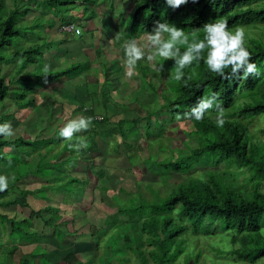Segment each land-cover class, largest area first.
I'll return each instance as SVG.
<instances>
[{
    "label": "trees",
    "instance_id": "16d2710c",
    "mask_svg": "<svg viewBox=\"0 0 264 264\" xmlns=\"http://www.w3.org/2000/svg\"><path fill=\"white\" fill-rule=\"evenodd\" d=\"M132 1L131 14L121 15L125 30H113L115 34L119 32L117 41L115 40L117 45L124 39H135L147 33L157 20L175 23L187 33H196L201 38L205 23L224 20L233 30L237 26L248 29L246 46L262 74L246 79H225L209 72L201 58L186 67L185 78L177 81L173 75L174 58H160L157 65H163L160 74H157L153 67L151 68L156 72L149 71L148 67L142 64H139V68L144 82L149 84L164 102L148 99L142 101L148 105L145 108L138 96L134 104L138 102L139 105L133 109L136 117H112L130 111L132 105H120L110 91H105L106 87H103L101 103H96L95 92L89 94L93 93L91 98H88L90 101L85 98L82 104L80 99L74 97L72 102L76 107L78 105L79 114L92 117L93 126L83 131L87 134L83 137L88 141L87 147L80 150L70 148L69 141L58 137L57 129L51 136L0 137V173L15 177L7 189L0 191V264H54L48 256V249L40 243L41 233L33 227L34 215L53 227L54 235L59 236L62 241L70 232L67 228L61 229L58 226L62 216L59 206L47 202L44 207L36 208L29 200V195L49 201V193L52 192L63 194L70 199H80L77 195L75 197L79 192L77 193L78 189L73 183L84 181V185H81L83 190L90 179L79 177L81 171L78 166H82L83 160H89L88 171L93 174L96 161L93 154L100 152L99 140H107L109 137L117 143L120 138L127 147L126 155L132 165L127 169H130L136 166L141 157V149L135 146V142L142 136V128L145 134H150L153 127L164 129L168 123L185 118L184 113L189 111L199 98L213 93L217 94L216 103L224 107L227 117L224 125H216L215 109H210L203 119H190L195 127L191 133L201 134L204 139L198 143V147L186 141L184 148H169L157 144L156 151H153L156 146L154 141L166 139L167 134L148 138V146L144 149H148V158L153 163L151 167L158 170L159 180L147 182L136 179V190H127L129 194L126 200L115 203L117 212L105 219L109 227L93 229L91 224L90 241L93 245L78 250L70 249L65 253L64 261L68 264H115L114 259L120 264H190L191 260L194 264H264V189L261 187L264 182V142L257 133L250 130L245 119L239 117L240 114L264 115V0H189L177 9L170 8L165 0ZM93 3L96 4L97 0H0V122L15 119L14 112L8 113L5 110L4 102L8 97H13L12 103L15 104L16 110H38L41 103L36 101L35 88L41 89L45 83L64 78L79 77L82 72L83 76L89 75L86 66L90 65L87 62L75 61L64 68L56 65L49 67L45 64V51L55 46L50 36H46V28L48 26L50 31L63 32L60 28L74 21L75 16L78 20L95 17L97 12L92 7ZM80 5L84 6L83 9ZM31 10H39L38 19L34 22L26 19ZM89 10L91 14H87ZM85 31L87 34L90 32L87 27ZM82 35L73 36V49L68 52L81 48L82 52L79 54H84L86 42ZM64 42L68 45L69 39L64 38ZM180 47L183 51L186 46ZM4 49L7 54H3ZM11 63L16 66L14 73L8 77L1 65ZM32 65L36 66L34 74L28 72ZM109 66L105 65L103 70L107 76L113 73L109 72ZM150 74L159 75L160 87L151 81ZM189 75L191 79H188ZM28 76H35L34 83L38 84L34 86ZM242 95L245 97L244 102L240 101ZM41 96L47 106L46 116H52L53 107H48L47 103H53L54 98L45 91ZM87 101L91 106H85ZM69 104L71 103L67 101L61 109ZM113 105L117 107V113L109 116L107 112ZM143 110L146 112L145 117L140 116ZM162 116L166 117L161 119ZM39 118L46 120L43 114L36 116V119ZM55 119L58 120L56 117ZM142 119H145L144 124ZM164 119L168 123L164 124ZM63 120L65 119L59 122ZM260 132H264V129ZM81 134L76 133L71 143H78L76 137ZM6 148H15L16 151L9 152ZM134 148L136 151H133ZM166 150H170L171 154L159 158L158 152ZM74 159L80 165L74 163L75 166H69ZM222 163L227 167L236 164V168L248 171L247 178L254 182L252 188L243 190L233 185L232 173L222 168ZM65 166L72 169L74 178L63 186L57 185L56 183L62 181L63 174L56 173L55 167ZM95 172L101 182L100 190L108 193L110 189L107 185L106 169L100 167ZM178 173L184 174V178L168 189L169 180ZM31 176L40 177L44 182L34 190L21 188L19 182ZM67 183L70 185L65 190ZM69 188L71 193L67 194ZM124 189L123 185L118 188L120 191ZM14 190H19V197L13 194ZM17 203L30 207L31 216L18 219L4 210ZM121 217L128 223V228L118 235L122 241L119 245L112 234L116 227L123 228L121 225L115 226ZM191 238L195 243L190 244ZM33 242H36L37 246L32 251L22 250V244ZM200 243L203 246H200ZM197 245L198 249L194 255V252L189 251V247ZM209 247L215 253L209 255L210 261L200 262ZM93 250L98 253L87 261L77 255L79 252ZM3 259L6 260L2 263Z\"/></svg>",
    "mask_w": 264,
    "mask_h": 264
},
{
    "label": "rangeland",
    "instance_id": "374dc122",
    "mask_svg": "<svg viewBox=\"0 0 264 264\" xmlns=\"http://www.w3.org/2000/svg\"><path fill=\"white\" fill-rule=\"evenodd\" d=\"M112 3L114 6H112ZM81 9H83V5H80ZM92 7H94L95 11L97 12V16L93 19H85L80 18L79 22L81 23V27H87L89 29V35L86 31H84L82 37L85 41H88V43H85V47L88 48L86 51H84V54H89L88 58L86 60L91 59V66H86L88 70V76H83L84 72H82L80 77H77L76 79H72L73 83L76 81L81 82V84H87L89 87H93L95 84V81L98 77V86H107L108 88L105 91H111L112 94L115 97V100L120 103H129L131 104V110L120 114V115H113L114 113H117V107H110V111L107 112L109 116L115 117V118H121V117H136V112L133 110L134 107H136L138 102L136 104L135 101L138 98L140 102L142 101H148V99H157L159 102H164V99L161 98L160 95H156L155 91L150 87L149 84L145 83L141 74L142 71L139 68V64H142L144 66H147L149 71H155L151 68L150 64L146 62V60H141L137 63L136 66L132 69L133 75L132 76H126V68L127 66L124 63L125 56H124V50H123V43H120V45H117L115 43V40L117 41V37L119 36V32L116 34V36L113 35V30L115 28L117 29H124V20L121 16L122 14L124 16L130 15L132 7H133V1L132 0H97V3H93ZM38 12L39 10H31L27 15L26 19L29 22H34L38 18ZM46 13V12H45ZM84 14H86L84 12ZM87 14H91L90 10ZM74 20L78 22V19L76 16L74 17ZM245 29V33L248 29L243 27ZM52 30V29H51ZM62 31V28H60ZM116 33V32H115ZM51 34V35H50ZM247 34V33H246ZM50 36V38L54 41L53 44L55 46L51 47L50 50L45 51V61L49 67H54L55 65L59 68H64L69 65V63L75 62L76 60H80L81 62H85L84 54H79L82 52L81 48L77 51L68 52V50H71L72 41L74 39L73 36L64 33V32H54L50 31L48 26L46 28V36ZM143 36V40L138 39V43H144V41L147 39L146 33L140 35ZM139 36V37H140ZM138 37V38H139ZM64 38H68L69 42H64ZM115 39V40H114ZM137 39V38H135ZM3 54H7V50H3ZM94 60V62H93ZM105 60V61H104ZM104 61V62H103ZM90 64V62H87ZM93 63L95 65V68H93ZM111 65L109 66V72L110 76H107L106 72H103L105 69V66L103 65ZM157 65L159 64V60L154 61ZM3 68V72H5L6 76H10L12 73H14L15 64H3L1 65ZM39 69V68H38ZM37 69V71H38ZM44 69V68H42ZM28 72L30 74H34L36 72V66L32 65L28 68ZM86 72V71H85ZM93 72V73H92ZM156 72V71H155ZM97 73L99 75H97ZM157 74H160V71H157ZM96 75V76H95ZM83 76V77H82ZM150 79L153 83L158 85V87L161 86V82L159 81V75L150 74ZM110 78V79H109ZM28 79L34 86H36L38 83H34V80L36 79L35 76H28ZM68 78H64L61 80H58L57 82L53 83H45L43 88L37 89L35 88L36 92L34 95H36L37 99L36 101L40 104L41 108L37 109H28V110H16L15 104L12 103L13 97H8L7 100L4 102L5 110L10 113H15V119H11L10 122L12 123L13 128L15 129V134L12 137L9 138H16L18 136H24L27 138H33V137H43V136H51L52 132L54 130H59V128L66 123L69 119H72L74 117L80 116V109L77 110L72 109V107H68V109H61L62 105L65 104L67 101L71 100L69 98L76 97V99H80V104L84 101L86 98V93L84 91V88L82 90H78L77 87L73 88V84L71 81L67 80ZM104 79V81H102ZM101 80V81H100ZM82 84V85H83ZM93 84V85H92ZM85 86V85H84ZM97 86V85H95ZM97 86V87H98ZM86 87V86H85ZM98 87V88H99ZM116 88V90H115ZM49 93L53 98V103L51 104L47 103L48 107H53V115L47 117L46 116V109L47 106H45V103L42 100L41 93L43 92ZM102 91H100L99 94H102ZM93 92V91H92ZM77 94V95H76ZM93 95V93L91 94ZM241 102H244L245 97L242 95ZM59 98V99H58ZM83 99V100H81ZM52 101V100H51ZM77 102V101H76ZM38 104V105H39ZM142 104H145L142 102ZM72 104H69V106ZM91 106L88 101L85 102V106ZM123 105V104H120ZM125 105V104H124ZM86 106V107H87ZM145 108L148 107V105H143ZM144 108V110H145ZM155 108V104L152 107ZM143 110V111H144ZM141 112L140 116L145 117V111L143 113ZM51 113V111L49 110ZM82 113V112H81ZM45 115V121L36 119V116ZM57 115V116H56ZM52 117V118H50ZM58 118L57 119H55ZM166 116H162L161 119L165 118ZM239 117H243L245 121L248 123L249 128L252 132L257 133L259 137L264 142V132H260L262 129H264V115H256V116H242L241 114ZM63 120L62 122H59L60 120ZM57 121L59 123H57ZM142 124L145 123V119L141 120ZM163 123H168V121H163ZM194 125L191 123L189 118H178L174 122L168 123L164 129H159L153 127L151 129L150 134H145L144 129L142 128V136H140L139 140L135 142V146L139 147L141 151L139 152V155L141 156L137 162L136 166H133L130 169H127V167H131V162H129L127 158V147L124 144V142L119 138L118 142L119 145H117L116 140L107 138V140H99V150L100 152H95L93 155L96 159L95 165L93 167V174L88 171V161L89 160H83L84 163H82V166H78V169H80V178L88 177L90 181L88 184H86L85 187H83V190L81 189V185H84V181H77L73 183L74 187L78 189L77 193L75 194L79 196L80 199L72 198L71 199L63 194H56L50 192L49 195L51 196V199L49 201H45L44 199H38L33 197L32 195H29V200L32 201L33 205H35L36 208L44 207L45 205L52 204L53 206H59L61 208V218L59 221L58 226L61 229L67 228L70 232L66 236V239L63 241L59 238V236L54 235L53 227L50 225H46L44 220L36 215H34L33 218V227L38 230L41 233V245L48 249V256L51 259V262L54 264H68L64 261V255L66 252H69L70 249L78 250L81 248H88L89 246L93 245V243L90 241L92 238L90 236L91 232V224L93 225V229H101V228H108L109 226L105 222V219L111 214H114L117 212V206L115 203L117 202H124L126 200V196L129 194L127 190H136L135 188V180H143V181H158L159 176L157 175L158 170H154L155 168L151 167L153 163L148 158V149L146 148L148 145V138H158L163 136L164 133L167 134L165 136L166 139L163 138V140L160 141H154L153 151H156L157 144L162 146H167L169 148L174 147H185V142L190 141V143L193 146L198 147V143H200L202 140L201 134H192L191 131L194 129ZM81 137H86L87 134L85 132H81ZM80 135V134H79ZM84 135V136H83ZM136 137V136H135ZM134 142V141H132ZM153 143V142H152ZM117 146V147H116ZM9 152H14L16 149L14 148H6ZM45 151V149H42ZM109 151V152H108ZM133 151H136L134 148ZM80 154L85 155L83 152H79ZM102 155H101V154ZM159 158L166 157V155H170L171 151H159ZM100 155V156H99ZM87 157V156H85ZM88 158V157H87ZM86 158V159H87ZM55 161V160H54ZM77 163L75 159L69 163V166H75ZM80 165V164H79ZM71 166V167H72ZM100 167H104L108 173L107 176V185H109V192L106 193L104 191H101L100 187L101 182L98 180L97 174L95 170H98ZM222 168L228 169L232 175L231 180L233 185H235L238 189H251L253 186L252 181H250L247 178L248 171H243L240 168H236V164H233L232 166L227 167L223 163L221 164ZM57 169L56 173L63 174L62 175V181L56 183L57 185H65L66 182L71 180L74 174L71 173L72 169L70 167H55ZM88 171V172H87ZM87 172V175L85 174ZM181 178H184V174H174L171 179L169 180L170 184L167 186L169 189L170 186L175 185L180 181ZM44 182V180L37 176H31L23 179L19 182V186L23 189H29L34 190L36 188H39L41 184ZM70 183H67L66 189H68V186ZM125 188L124 191L118 190L119 186H122ZM262 189H264V182L261 184ZM75 189V190H76ZM164 189V188H163ZM73 190V193H75ZM81 191H83L81 193ZM65 193V192H64ZM71 193V189L69 188L68 193ZM13 194H15L16 197L20 196L19 190H14ZM12 194V195H13ZM118 199V200H117ZM10 216H15L18 219H22L28 216H31L32 209L28 206H23L21 203L14 204L12 206H9L8 208H5ZM76 217V218H75ZM67 221V222H65ZM74 221V223H72ZM123 226V228L116 227L114 230V235L116 237L115 242L117 244H122V241L118 235L123 234V230L128 228L124 218H120L115 226ZM119 229H121L119 231ZM113 231V230H112ZM113 233V232H112ZM112 237V236H111ZM191 243H195V241L191 238ZM210 241V240H209ZM193 242V243H192ZM37 246L36 242L33 243H27L22 244L21 248L24 252H30ZM200 246H203L202 243H200ZM205 246V245H204ZM198 249L197 246H190L189 251L191 253L194 252V255L196 254ZM98 252L93 250L90 252H79L77 255L80 259L83 261H87L90 258H93L94 254H97ZM215 252L212 251V248H208L207 252L203 253V256L200 258V262L203 261H210L209 255L214 254ZM17 257V256H16ZM18 258V257H17ZM3 259L2 263L4 262ZM113 263L120 264L116 259H114ZM131 264V263H129ZM190 264H194V262L191 260ZM219 264V263H216ZM231 264H245V263H235L231 262Z\"/></svg>",
    "mask_w": 264,
    "mask_h": 264
},
{
    "label": "clouds",
    "instance_id": "9594fccd",
    "mask_svg": "<svg viewBox=\"0 0 264 264\" xmlns=\"http://www.w3.org/2000/svg\"><path fill=\"white\" fill-rule=\"evenodd\" d=\"M166 4L177 9L181 5H185L189 0H165ZM97 14L95 15V17ZM94 17V18H95ZM93 19V18H92ZM77 29L76 33L66 32L69 35H82L85 28L80 26V22L71 21ZM114 33V31H113ZM203 37L196 33H187L184 28L178 27L175 23L167 20H157L153 28L146 33L147 39L144 43H138L144 37L126 40L123 43V50L127 66L125 75L132 76V69L141 60H146L151 67L157 71L163 69V65L157 66L154 61L160 58H174V79L180 81L185 78L186 67L193 64L198 59H203L204 64L209 72L216 73L225 79H246L249 76L261 75V69L252 60V53L246 46V33L242 26H237L234 30L229 28L224 20H213L207 22L203 26ZM89 35V34H88ZM115 40V39H114ZM181 45L186 46L181 50ZM206 50V55H205ZM191 79V76H188ZM187 80H185V83ZM217 94L213 93L203 96L197 100L184 116L189 119L201 120L210 109H215V123L218 127H222L226 120L224 107L216 103ZM92 117L77 116L69 119L58 130V137L69 141V147L80 150L87 147L88 141L81 136H77L78 143H71L76 133L91 128ZM15 129L10 121L0 122V137H12ZM14 176L0 173V191L9 187L10 181L14 180Z\"/></svg>",
    "mask_w": 264,
    "mask_h": 264
},
{
    "label": "crops",
    "instance_id": "0c3cea01",
    "mask_svg": "<svg viewBox=\"0 0 264 264\" xmlns=\"http://www.w3.org/2000/svg\"><path fill=\"white\" fill-rule=\"evenodd\" d=\"M84 28H85V27H84ZM70 35H71V34H70ZM113 35H114V36L116 35V34H115V31H114ZM71 36H76V35H71ZM85 42L88 43V41H85ZM85 45H86V44H85ZM84 49H85V51H86L88 48L85 47ZM88 55H89V54H84L83 57H84V59H85V62H90L89 65L91 66V62H92V60H91V59L86 60V58H88ZM76 61H80V60H76ZM104 61H105V60H104ZM104 61H103V62H104ZM93 62H94V60H93ZM103 65L105 66L104 63H103ZM93 68H95L94 63H93ZM95 76H96V75H95ZM79 77H80V76H79ZM82 77H83V76H82ZM76 78H77V77H75V78H71V79H67V80L71 81L72 79H76ZM60 80H61V79H60ZM100 81H101V80H100ZM102 81H104V80H102ZM56 82H57V81H56ZM97 82H98V81L96 80V81H95V84H94V85L92 84L93 87H89V86H87V84H83V83H82V84H83V85H82L81 82H80V80H79V81H76V80H75V83H73V81H71V83L73 84V88H76V87H77L78 90H82V88H84V91H85V93H86V95H87V96H86V99H87V100H88V98H89V99L91 98V95H89V94L93 91V92L97 93V95H96V99H95V100H96V103H97V102L101 103L102 98H101V94H99V93H100L101 90L104 91V89H103L104 86H102V87L100 86V87H99ZM50 83H51V82H50ZM84 85H85L86 87H85ZM95 85H97L99 88H98L97 86H95ZM105 87H106V88H105V90H106L108 87H107V86H105ZM115 90H116V88H115ZM110 93H111L112 97L115 99V97H114V95L112 94L111 91H110ZM47 94H48L49 96H51L49 93H47ZM76 95H77V94H76ZM70 96H71V95H70ZM70 96H69V98H70L71 100H69V102H70L72 105H70V106H66V105H65V108H64V109H68V107H72V106H73L72 109H75V108H76V107L74 106L73 102H72V100H74V98H72V97H70ZM51 97H52V96H51ZM58 99H59V98H58ZM88 101H90V100H88ZM75 105H76V104H75ZM62 106H63V105H62ZM99 107H100V106H99Z\"/></svg>",
    "mask_w": 264,
    "mask_h": 264
},
{
    "label": "built area",
    "instance_id": "2783aa9c",
    "mask_svg": "<svg viewBox=\"0 0 264 264\" xmlns=\"http://www.w3.org/2000/svg\"><path fill=\"white\" fill-rule=\"evenodd\" d=\"M77 29H78V28H76L75 25H74L73 23H71V24H66V25L63 27V30L66 31V32H71V33H73V32L76 31V33H80V29H79V32H77Z\"/></svg>",
    "mask_w": 264,
    "mask_h": 264
}]
</instances>
